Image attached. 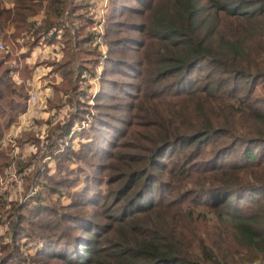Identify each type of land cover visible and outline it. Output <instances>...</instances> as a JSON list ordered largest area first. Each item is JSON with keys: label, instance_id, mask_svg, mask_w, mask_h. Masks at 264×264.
<instances>
[{"label": "trees", "instance_id": "16d2710c", "mask_svg": "<svg viewBox=\"0 0 264 264\" xmlns=\"http://www.w3.org/2000/svg\"><path fill=\"white\" fill-rule=\"evenodd\" d=\"M89 1L0 0V44L62 48L54 91L73 110L29 136L26 201L9 210L0 185V264H264V0H110L106 56ZM14 56L0 52V148L34 72ZM64 192L68 207L53 200Z\"/></svg>", "mask_w": 264, "mask_h": 264}, {"label": "rangeland", "instance_id": "374dc122", "mask_svg": "<svg viewBox=\"0 0 264 264\" xmlns=\"http://www.w3.org/2000/svg\"><path fill=\"white\" fill-rule=\"evenodd\" d=\"M89 2L93 3V9L91 10L93 14V18L95 20V24L93 26V30H96V33H98L96 44L95 46L98 47L100 51H102V54L106 56L107 54V46H105V37L106 34V23H107V16L109 14V7H110V0H90ZM43 18V17H42ZM41 17L38 19L40 20ZM28 40V39H27ZM45 40L48 41V36L43 39V43H41L38 47H36L32 52L31 55H27L28 49L23 46L25 41L24 39H20L18 42L20 43L21 47L20 49L12 48L10 45H5L3 43L2 45L4 48L0 51L1 53L5 54L7 51H12L15 56L11 62L12 67H22L24 63H26L28 66L34 68L33 77L31 80H29L27 83V88H29V97L31 95L35 94L36 96V103L29 105L28 103V110L29 107H32V111L34 110L36 112V115L32 118L31 116L27 115L26 118H28V122L24 123V120L22 119L24 115H22L19 119V123L15 126H13L8 132L5 134V138L1 143L0 150H6L8 146H10L9 143H12L13 152H12V161L11 164L8 166V168L5 169V174L3 173L0 177V185H1V195L4 202H6L8 209L10 210L11 205L14 203H20L23 204L24 201V184L26 179H21L24 174L21 176L19 172H17L18 163L21 161V159H25L30 161L32 158V155H35L34 153L37 152L39 146H35L32 143V140H29L30 137L40 139V141L45 140L47 137L49 130L53 127L60 126V124H64L67 122L68 119H70V115L72 110V106L67 103L66 98L60 97L55 93L54 91V85H57V82L59 81V78L61 77L58 73H52L53 71V65L51 63H56L64 57V53L62 52V48L57 46L56 44H50L44 42ZM100 40L101 43H97V41ZM44 47H47L45 49ZM47 50V51H45ZM106 50V51H105ZM37 52V55L35 56L34 52ZM42 51V52H41ZM34 53V54H33ZM41 53V54H40ZM40 54V55H39ZM25 55L27 56L26 61H20L19 58ZM38 56V58H36ZM18 57V59H17ZM35 57V58H34ZM36 65L38 67H36ZM88 66V65H87ZM36 68V69H35ZM47 70L46 76L43 77V81H40V87L37 85L35 88H40L39 90H34V73L37 70ZM102 67L99 68L98 74L101 75ZM14 80L17 84L21 85L22 80L19 78V74L14 76ZM100 82L99 77L97 78H91L87 73L84 75V77L81 80L80 84V90H84L87 92V96L85 100H88L91 105H94V102H90V97L96 96L98 92H100ZM48 88L50 91H48ZM50 94L48 96L47 94ZM57 98L59 101H57ZM29 100V99H28ZM61 100V102H60ZM79 125H76L73 128L72 136L75 137V132L78 131ZM30 136V137H29ZM71 137V138H73ZM70 138V140H71ZM19 141L20 144H19ZM18 142V143H17ZM79 140H76L73 142V145L76 149L80 148V144L78 143ZM41 145V144H40ZM48 149V143L45 142L42 145V154L47 151ZM0 151V152H1ZM48 155V154H47ZM43 156V155H42ZM47 157V158H46ZM45 163H48V166L46 168L49 169L51 172V175L56 173V162L51 159V157L46 156ZM15 161H14V160ZM36 161V159H32V161ZM32 167L30 166L26 173V177L32 172ZM54 202L59 204L60 206L68 207L70 206L72 202V198L67 194V192H64L62 194L57 193L53 196ZM8 229V226L2 225L0 226V236H4L6 234V231ZM4 244H9L11 242V239L9 237L4 239ZM32 245V244H31ZM35 248V246H34ZM35 250V249H34ZM33 248L28 250L24 248V254L28 255V252L31 254H34Z\"/></svg>", "mask_w": 264, "mask_h": 264}, {"label": "crops", "instance_id": "0c3cea01", "mask_svg": "<svg viewBox=\"0 0 264 264\" xmlns=\"http://www.w3.org/2000/svg\"><path fill=\"white\" fill-rule=\"evenodd\" d=\"M48 50V49H47ZM47 50H45V51H47ZM37 51V50H36ZM34 52L35 53V56L37 55V52ZM42 52V51H41ZM33 53V54H34ZM41 54V53H40ZM39 54V55H40ZM35 58V57H34ZM36 58H38V56L36 57ZM46 72H47V70H37V72L35 71V73H34V80H33V83H34V90L33 91H35L36 92V90H39L40 88H35V86L37 85L38 87H40V84H41V82L40 81H43V77L44 76H46ZM48 91H50L49 90V88H48ZM48 96H50V94L48 93L47 94ZM27 115H29V116H31L30 118H32V117H34L35 115H36V112L33 110L32 111V107H29V110H28V112L26 113V115L22 118L23 120H24V123H27L28 122V118H26V116Z\"/></svg>", "mask_w": 264, "mask_h": 264}, {"label": "built area", "instance_id": "2783aa9c", "mask_svg": "<svg viewBox=\"0 0 264 264\" xmlns=\"http://www.w3.org/2000/svg\"><path fill=\"white\" fill-rule=\"evenodd\" d=\"M38 20V19H37ZM40 22V20H38V23ZM97 43H101L100 42V40H98L97 41ZM4 47H3V45L2 44H0V51L3 49ZM36 95L35 94H33V95H31V97L29 98V105H31L32 106V104H34V103H36V97H35ZM22 176V175H21ZM24 177V176H23Z\"/></svg>", "mask_w": 264, "mask_h": 264}]
</instances>
